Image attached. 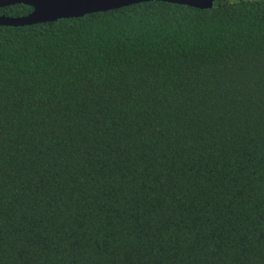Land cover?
Returning <instances> with one entry per match:
<instances>
[{"label":"trees","instance_id":"1","mask_svg":"<svg viewBox=\"0 0 264 264\" xmlns=\"http://www.w3.org/2000/svg\"><path fill=\"white\" fill-rule=\"evenodd\" d=\"M0 264H264V0L0 26Z\"/></svg>","mask_w":264,"mask_h":264},{"label":"water","instance_id":"2","mask_svg":"<svg viewBox=\"0 0 264 264\" xmlns=\"http://www.w3.org/2000/svg\"><path fill=\"white\" fill-rule=\"evenodd\" d=\"M161 1L193 8H211L215 0H0V8L25 4L32 11L25 16L0 15V26H27L52 22L62 18L81 17L89 13L108 11L141 2Z\"/></svg>","mask_w":264,"mask_h":264}]
</instances>
